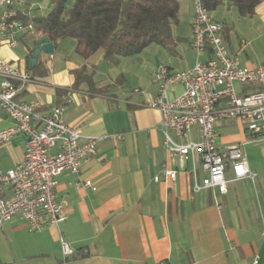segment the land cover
I'll list each match as a JSON object with an SVG mask.
<instances>
[{"label": "crops", "instance_id": "0c3cea01", "mask_svg": "<svg viewBox=\"0 0 264 264\" xmlns=\"http://www.w3.org/2000/svg\"><path fill=\"white\" fill-rule=\"evenodd\" d=\"M31 1L32 16H43L50 9L49 0L43 8L37 0ZM190 1L183 0V7ZM194 14L195 10L187 39L193 54ZM210 14L225 24L223 40L226 48L230 46L231 57L250 68L264 65H257L251 50V40L264 34V1L253 17H240L227 2ZM19 46L24 47L23 55L12 52ZM34 49V44L23 39L14 49L0 46V57L18 64L35 79L20 99L40 102V112H48L69 96L66 122L79 126L84 137L123 135L124 139L102 141L79 175L64 173L58 178L56 193L65 218L58 227L32 232L18 219L0 226V264H264L263 139H253L240 121L218 123L220 149L240 145L256 177L233 181L228 169L227 193L197 192L194 186L206 176L199 157L185 161L170 153L158 128L161 114L148 107L158 94L151 82L156 70L128 92L115 68L121 61L113 65L103 52L85 60L76 53L74 41L64 40L53 55H40L36 65L43 69L36 74L28 64ZM173 49L169 53L181 57ZM196 59L167 67L170 72H183L193 68ZM81 68L93 74L98 88L114 87L104 95L90 92L86 85L74 88V72ZM182 91L180 86L171 88L170 99ZM11 126L10 118L0 110V131ZM169 134L176 142H184L174 132ZM199 139L198 128H194L185 141ZM26 143V137L18 135L2 147L3 170L24 160ZM165 170L176 171V180L166 178ZM87 180L93 182L95 191L74 187ZM63 243L71 255L64 254Z\"/></svg>", "mask_w": 264, "mask_h": 264}, {"label": "built area", "instance_id": "2783aa9c", "mask_svg": "<svg viewBox=\"0 0 264 264\" xmlns=\"http://www.w3.org/2000/svg\"><path fill=\"white\" fill-rule=\"evenodd\" d=\"M192 1L195 65L183 72H170L168 67L159 66L151 80L158 94L148 107L161 114L158 128L170 153L185 161L199 157L206 176L194 190L225 194L228 169L233 181L254 180L256 175L250 171L240 145L220 149L217 125L240 121L253 139L264 140V65L250 68L239 58L231 57L223 40L225 24L212 18L202 0ZM33 7L31 0H0V46L14 49L34 32L33 24L24 20L32 17ZM34 81L28 71L0 57V110L12 121L11 127L0 131V151L18 135L27 140L24 160L14 168L3 170L0 156V226L18 219L30 231L41 232L58 227L65 220L56 193L58 178L64 173L79 175L84 163L97 154L102 141H122L124 136L84 137L79 126L66 122L69 96L48 112H40V102L20 99L24 88ZM178 86L183 91L170 99L169 90ZM194 128H198L199 141H185ZM169 132L184 142H176ZM163 174L176 180V171L165 170ZM74 187L96 190L90 180L77 182ZM63 247L66 256L72 254L65 243Z\"/></svg>", "mask_w": 264, "mask_h": 264}, {"label": "trees", "instance_id": "16d2710c", "mask_svg": "<svg viewBox=\"0 0 264 264\" xmlns=\"http://www.w3.org/2000/svg\"><path fill=\"white\" fill-rule=\"evenodd\" d=\"M40 1V0H37ZM264 0H202L212 13L223 3H231L240 17H253ZM50 9L43 16L24 18L33 24L34 32L25 36L27 43L36 44L41 37H48L57 51L64 40H72L76 53L89 60L103 52L104 59L118 65L123 59L142 54L153 45L171 51L176 44L173 27L178 24V0H49ZM33 51L31 50V53ZM43 69L38 64L34 73ZM74 88L88 86L89 91L104 95L114 87L98 88L93 74L87 68L74 72ZM122 76L118 77L120 80ZM118 81V82H119ZM61 93V92H60ZM59 93V94H60Z\"/></svg>", "mask_w": 264, "mask_h": 264}, {"label": "rangeland", "instance_id": "374dc122", "mask_svg": "<svg viewBox=\"0 0 264 264\" xmlns=\"http://www.w3.org/2000/svg\"><path fill=\"white\" fill-rule=\"evenodd\" d=\"M180 4L179 21L173 27V33L176 38V46L173 50H176L181 54L180 56H174L169 53L168 50L160 45H153L146 49L142 54L121 60L120 64L115 67L118 70L121 80V86L124 90L130 92L139 86V80H149L151 74L157 70L159 66H168L172 64H179L184 66L194 62L195 54L190 51L189 43L187 39L190 37L189 19L195 10L194 2L190 1L185 7H183V0H178ZM46 0L38 1L40 8H43ZM41 13V12H40ZM39 16L40 14H33ZM233 43V42H232ZM227 49H230L229 44ZM251 50L254 54V59L257 65L264 63V34L261 37H256L255 40H251ZM229 51V50H228ZM16 55H23L24 47L19 46L17 50L12 51ZM21 61L24 59L19 58Z\"/></svg>", "mask_w": 264, "mask_h": 264}, {"label": "water", "instance_id": "95a60500", "mask_svg": "<svg viewBox=\"0 0 264 264\" xmlns=\"http://www.w3.org/2000/svg\"><path fill=\"white\" fill-rule=\"evenodd\" d=\"M41 54H54V45L49 41L48 37L46 36L41 37L37 40L34 51L28 57L29 68H32L37 64Z\"/></svg>", "mask_w": 264, "mask_h": 264}]
</instances>
